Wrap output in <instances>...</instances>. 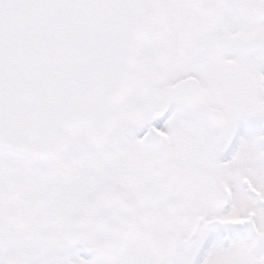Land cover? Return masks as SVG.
I'll return each instance as SVG.
<instances>
[{
	"label": "snow or ice",
	"instance_id": "1",
	"mask_svg": "<svg viewBox=\"0 0 264 264\" xmlns=\"http://www.w3.org/2000/svg\"><path fill=\"white\" fill-rule=\"evenodd\" d=\"M0 264H264V0H0Z\"/></svg>",
	"mask_w": 264,
	"mask_h": 264
}]
</instances>
